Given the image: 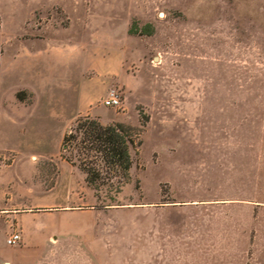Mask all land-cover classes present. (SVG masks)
Masks as SVG:
<instances>
[{"label": "rangeland", "instance_id": "1", "mask_svg": "<svg viewBox=\"0 0 264 264\" xmlns=\"http://www.w3.org/2000/svg\"><path fill=\"white\" fill-rule=\"evenodd\" d=\"M89 103L139 132L116 194L61 150ZM157 231L264 264V0H0V264H135Z\"/></svg>", "mask_w": 264, "mask_h": 264}, {"label": "trees", "instance_id": "2", "mask_svg": "<svg viewBox=\"0 0 264 264\" xmlns=\"http://www.w3.org/2000/svg\"><path fill=\"white\" fill-rule=\"evenodd\" d=\"M139 116L141 126L145 127L149 116L140 111ZM138 134V129L123 122L104 124L96 117H80L63 136L61 150H75V159H65L85 174V182L91 188L98 191L105 187L116 194L132 178L131 149L137 144Z\"/></svg>", "mask_w": 264, "mask_h": 264}, {"label": "crops", "instance_id": "3", "mask_svg": "<svg viewBox=\"0 0 264 264\" xmlns=\"http://www.w3.org/2000/svg\"><path fill=\"white\" fill-rule=\"evenodd\" d=\"M139 91H140L139 87L129 91V95H131L129 98H132V96L137 97ZM103 96H105V90L101 98ZM129 98L127 96L125 97V101H126L125 104L128 105V107L130 105V100H131V99L129 100ZM95 110L96 109L93 104L89 103L87 105V111L91 116L99 118L100 120H102V122H106L102 114L100 112H96ZM10 216L12 217V220H14L13 217H15L16 215L15 216L10 215ZM18 222L20 223V221ZM173 234L174 233L172 232L170 233L169 238L167 237L165 238L164 236L165 234L163 233V231H161V233L157 231L156 235H158L157 236L158 238L160 236V239L162 241L159 242V240H157L156 237V242L154 247L141 248L139 250V253L137 254L138 255L137 257L135 256V254L132 253V255L128 259L130 260L137 259L138 263L135 264H232L228 262L229 260H227L226 257L227 252L225 249L221 250L220 248L214 249V248L196 247V246H185V247L176 246L174 245L175 242L173 241L174 239ZM8 236L9 234L6 235V238ZM163 238L170 240H165V243H163Z\"/></svg>", "mask_w": 264, "mask_h": 264}, {"label": "built area", "instance_id": "4", "mask_svg": "<svg viewBox=\"0 0 264 264\" xmlns=\"http://www.w3.org/2000/svg\"><path fill=\"white\" fill-rule=\"evenodd\" d=\"M105 107H118L121 104L120 94L116 89H110L107 95L102 99ZM21 241L19 232H12L6 239L8 245H15Z\"/></svg>", "mask_w": 264, "mask_h": 264}, {"label": "water", "instance_id": "5", "mask_svg": "<svg viewBox=\"0 0 264 264\" xmlns=\"http://www.w3.org/2000/svg\"><path fill=\"white\" fill-rule=\"evenodd\" d=\"M5 264H7V263H5Z\"/></svg>", "mask_w": 264, "mask_h": 264}]
</instances>
